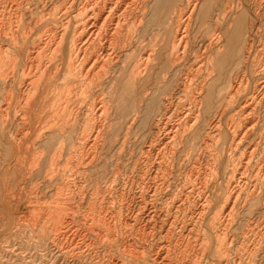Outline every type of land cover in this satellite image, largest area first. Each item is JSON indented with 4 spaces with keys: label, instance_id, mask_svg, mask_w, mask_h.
<instances>
[{
    "label": "bare ground",
    "instance_id": "obj_1",
    "mask_svg": "<svg viewBox=\"0 0 264 264\" xmlns=\"http://www.w3.org/2000/svg\"><path fill=\"white\" fill-rule=\"evenodd\" d=\"M149 2L0 0V56L7 58L0 61V102H6L0 113V146L14 150L17 166L24 152L56 149L62 154L67 140L69 153L87 149L94 158L105 136L109 108L102 102L114 84L113 75L129 72L143 102L148 82L159 71L160 82L175 72L185 40L182 30L197 0L189 1L171 53L158 49L157 43L147 48ZM253 29L231 45L224 44L219 34L211 38L206 58L197 57L198 71L193 78L186 76L185 97L164 98L150 125L153 135L146 147L144 174L134 180L131 220L142 224L139 230L148 231L144 240L162 229L163 216L173 210L169 229L177 225L181 213L183 232L210 235L208 244L197 249L193 264H264V146L258 153L264 144V41L258 43ZM222 57L225 61L220 63ZM14 102L17 107L11 117ZM49 102L66 103L56 104L60 109L52 112ZM74 109L87 117L80 134H76L81 126ZM207 113L211 118H206ZM90 121L92 129L86 135ZM118 121L136 120L126 114ZM207 150L210 162L204 179L198 171H189L184 183L177 184L187 162ZM116 180L114 176L108 181L101 204L107 202ZM248 209L256 218L245 222L238 234V220ZM108 216L101 214V221L111 230L115 218ZM164 247L160 246L155 260L164 261L169 253Z\"/></svg>",
    "mask_w": 264,
    "mask_h": 264
},
{
    "label": "rangeland",
    "instance_id": "obj_2",
    "mask_svg": "<svg viewBox=\"0 0 264 264\" xmlns=\"http://www.w3.org/2000/svg\"><path fill=\"white\" fill-rule=\"evenodd\" d=\"M189 1L150 0L145 21L148 49L157 43L158 49L164 48L166 53H171L179 23L187 17ZM251 26L258 43L264 41V0H197L182 30L185 40L178 68L162 82L158 79L159 71L157 77L148 82L150 89L145 101H140L139 86L132 85L129 72L113 75L114 84L107 88V100L102 102L109 108L104 120L105 136L94 158L87 149L69 153L70 140H67L62 154L56 149L24 152L23 161L17 166L14 150L7 148L8 145L0 146V264H193L197 249H202L201 244H208L210 235L198 237L197 232H183L181 213L177 214L179 224L173 223L169 229L171 216L175 215L173 210L163 216L162 229H155L152 238L146 241L143 238L148 231L139 230L142 224L131 220V196L137 186L135 181L144 174L146 147L153 135L150 125L160 113L164 98L185 97L182 89L186 76L194 77L199 65L197 57L204 54L206 58L212 37L219 34L224 44L231 45L236 39H242ZM5 57L6 54L0 56L2 63L7 60ZM224 61L220 58V63ZM49 103L53 112L60 109L56 104L66 102ZM5 106L6 102H0V113ZM16 107L14 102L11 117ZM74 111L81 126L76 134H80L87 117L78 109ZM126 114L136 121L116 123ZM211 116L207 113L206 118ZM73 120L75 123V117ZM91 124L92 121L84 134L91 131ZM56 143L57 140L52 146ZM263 146L260 145L259 154L263 153ZM206 153L209 151L187 162L177 184L184 183L189 171H198L204 179L210 162V155ZM114 176L117 180L113 183L112 194H107V202L101 204V194ZM132 182L134 185H130ZM105 212L115 218V227L111 230L102 224L101 214ZM243 216L236 226L238 234L245 222L256 218L249 209ZM162 245L165 246L163 251L166 253L169 249V253L164 261L155 260ZM137 251L139 258L135 255Z\"/></svg>",
    "mask_w": 264,
    "mask_h": 264
}]
</instances>
